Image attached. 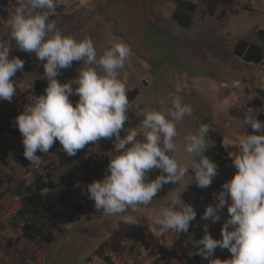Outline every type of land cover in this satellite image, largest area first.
<instances>
[{"label":"rangeland","instance_id":"374dc122","mask_svg":"<svg viewBox=\"0 0 264 264\" xmlns=\"http://www.w3.org/2000/svg\"><path fill=\"white\" fill-rule=\"evenodd\" d=\"M4 1H7L5 6ZM185 1L197 5L189 30L180 28L173 21L172 14L176 8L173 0H57L66 8L61 13L55 10L50 19L56 21L65 35L77 39L91 37L98 56L117 42L130 46L131 55L124 68L119 70L129 100L125 128L138 127L143 112L147 108L159 109L161 99L170 107L169 94L192 106V114L177 124V149L169 155L181 165H189L192 157L184 150L183 137L194 133L202 123H208L210 131L206 139L209 144L203 155L218 166L211 185L202 189L197 187L194 179L188 181L187 178L176 184L168 183L158 191L151 204L138 205L135 212L126 211L116 216L96 211L88 194L82 210L72 213L68 206L58 202L54 191L47 190L43 192L47 204L54 210H61L63 233L56 235L55 242L50 245L27 241L16 245L14 242L20 234V227L13 224V217L21 200L11 191L20 180L26 179L29 185L37 173L52 172L56 180L61 175L69 176L78 183L73 193L75 196L81 195L87 184L79 165L61 167L51 150L48 153L37 152L40 156L38 164H26L21 133L5 132L6 151L0 155V180L5 193L0 213V264H178L169 252L176 236L181 243L180 255L190 264H209L208 260L194 255L197 250L193 248L192 241L202 238L204 224L209 225V233L214 239L222 238L221 227L229 218L227 205L215 224L202 220L201 216L208 205L218 203L214 194H218L222 185L237 171L230 153L238 152V136L242 131L253 134L250 127H240L246 109L252 108L257 119L264 122V61L246 64L233 54L240 40L260 44L256 33L264 30V0L218 2L214 13L208 9L211 0ZM15 7L16 0H0V36L4 39H7ZM12 56L25 62L23 70L11 78L21 96L13 103L14 112L11 114L0 102V123L10 121L16 125L15 117L30 103L29 97L44 94L45 88L36 94V82L42 81L46 86L48 82L44 78L42 63L34 53L17 49L13 42L9 58ZM81 67L82 62L74 61L71 68L60 71L57 79L61 83L68 82L77 76ZM258 99L260 104L255 102ZM70 100L75 106L78 97L72 95ZM55 143L59 144V141ZM83 150L87 151L90 163L98 173L91 182L102 180L109 163L105 153L112 149L100 145L98 140ZM160 174L159 169H153L147 178L153 180ZM189 175H192L191 169ZM178 191H182V201L197 213L192 222L193 232H190V227L183 234L163 231L154 223V217L170 204ZM140 233L156 236L165 252L147 251L138 239ZM113 237L121 239L126 251L123 254L109 253L110 262H105L95 253ZM215 258L230 259L231 254L227 249L217 248L211 259Z\"/></svg>","mask_w":264,"mask_h":264},{"label":"clouds","instance_id":"9594fccd","mask_svg":"<svg viewBox=\"0 0 264 264\" xmlns=\"http://www.w3.org/2000/svg\"><path fill=\"white\" fill-rule=\"evenodd\" d=\"M56 7L57 0H16L7 39L0 36V100L12 101L17 89L11 78L24 68V60L9 58L13 42L17 49L35 54L48 82L44 94L30 96V103L15 118L23 137L24 157L38 164L37 152L48 153L56 141L68 156H75L90 143L114 138L113 149L105 153L109 157L105 177L86 186L95 210L110 216L151 204L163 185L185 178L194 179L199 188L209 187L218 167L203 155L209 144L206 136L210 125L202 123L194 133L183 137L184 150L192 157L189 165H181L169 155L177 149V124L193 112L180 97L169 94L170 107L161 99L159 109L143 112L138 127L125 128L129 100L119 70L131 55L130 46L117 42L98 56L91 37L77 39L62 33L50 19ZM74 61L82 62L77 76L59 82L60 71L71 68ZM72 95L78 97L75 106ZM245 126L253 134L242 131L236 142L238 152L230 153L237 171L214 194L218 203L208 205L201 216L215 224L227 205L229 218L221 227L222 238L214 239L209 225L204 224L202 238L192 241L197 250L194 255L209 264H264V122L247 108L240 124L242 129ZM121 131L126 135L122 137ZM153 169L161 174L148 180L147 174ZM182 191L176 192L170 204L154 217L161 230L187 233L195 220L197 213L182 201ZM217 248L227 249L231 258L211 259Z\"/></svg>","mask_w":264,"mask_h":264},{"label":"trees","instance_id":"16d2710c","mask_svg":"<svg viewBox=\"0 0 264 264\" xmlns=\"http://www.w3.org/2000/svg\"><path fill=\"white\" fill-rule=\"evenodd\" d=\"M176 4V8L172 14L173 21L182 29L189 30L192 27L193 17L197 10V5L191 1L185 0H173ZM212 3L209 4L208 9L211 13H214L216 3L224 2L231 3V0H211ZM3 5H7V1L3 2ZM66 6L64 4H59L57 2L56 11L61 13L65 10ZM237 14V11H233ZM260 44H253L247 40H240L234 47L233 54L246 64H261L264 61V30H259L256 33ZM213 77L212 75H208ZM47 86L42 81H37L34 86L36 94L39 95L44 88ZM16 94L13 96L12 101L0 100L3 107L13 113L12 108L13 103L21 96V91L16 88ZM255 102L261 103L258 99ZM17 117V116H16ZM15 117V118H16ZM5 132H11L13 134H19L18 127L12 125L10 121H2L0 123V155L6 151V145L4 144L3 134ZM121 136H123V131H121ZM113 139H99L100 145H104L106 148L113 149ZM98 146V145H97ZM221 148V145L219 146ZM53 154H55L59 160L61 167L65 165H79L80 169L85 175L86 184H90L91 180L94 179L98 173L92 167L91 160L88 158L87 151L81 149L77 152L75 156H68L62 149V146L55 143L50 149ZM24 152V147H23ZM24 162L27 164L28 161L25 157ZM78 183L69 176L61 175L58 180L52 174L48 172L46 174L37 173L35 175L34 181L27 185L26 179H22L18 182L11 194L18 197L21 200L20 207L13 217V224L20 227V234L15 240V244L18 245L22 241L40 243L50 245L55 242L56 235L63 233L64 228L62 226V213L61 210H54L50 207L45 198L43 192L50 190L54 191L58 195V202L63 206H68L72 213L80 212L82 206L87 196L86 188H84L81 195L75 196L73 193L78 188ZM3 181L0 180V213L2 211V200L4 198ZM192 222L190 223V232H193ZM180 234H183L181 232ZM138 239L142 242L144 248L153 253L159 252L164 253L165 248L158 242L157 237L152 233H140ZM180 239L178 236L175 237L173 246L169 250L171 258L178 264H190L189 260L180 255ZM125 248L121 243L119 237L110 238L108 241L104 242L103 245L96 251V256L105 261L110 262L109 253L123 254Z\"/></svg>","mask_w":264,"mask_h":264}]
</instances>
